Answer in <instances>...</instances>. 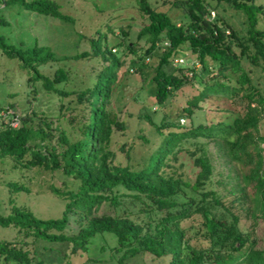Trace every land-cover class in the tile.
<instances>
[{
  "label": "trees",
  "instance_id": "1",
  "mask_svg": "<svg viewBox=\"0 0 264 264\" xmlns=\"http://www.w3.org/2000/svg\"><path fill=\"white\" fill-rule=\"evenodd\" d=\"M10 1L69 20L51 0ZM177 3L183 6L184 22L173 20L165 1L161 10L149 0H137L140 13L148 20L137 35L148 44L138 61L154 56L155 103L164 104L188 82L200 85L175 119L164 118L159 125L150 120L160 141L144 167L134 162L131 145L121 146L124 158L130 161L127 165L115 163V154L109 148L115 140L114 131L126 129L118 115L106 108L122 60L114 59L102 67L91 86L61 91L53 84L66 79L62 68L56 69L51 78L35 68L56 60L48 48L16 50L0 39L6 55L18 56L24 67L37 72L32 79H43L47 90L68 98L66 105L60 103L57 120L66 121L69 127L68 133L57 125L52 127L49 117L34 109L18 114L16 127L0 118V155L14 157L21 167H42L72 179L71 185L65 182L63 188H48L65 200L60 218H37L32 211L17 206L9 215H0V226H13L22 234L20 240H0V264H37L35 258L43 257L37 254V248L42 250L46 239L71 243L72 252L85 249L98 232L116 236L111 250L122 252L120 264L141 253L154 258L167 256V264H264V249L259 248L255 233L240 229L237 215L223 203L210 150L213 144L217 157L233 166L237 188L229 192L246 193L253 202L254 219H264V133L259 131L264 87L261 90L259 78L251 75L255 70L264 72V27L259 26L264 5L255 0H173L169 7H177ZM224 6L244 15L243 33L221 13ZM210 11L215 12L213 18ZM126 49L130 50V45ZM179 50H188L195 57L191 67L171 66ZM131 52L136 54L134 49ZM244 62L251 67L246 69ZM131 64L138 66L135 60ZM211 97L238 98L244 104L243 114L232 122L217 118L189 126L179 122L184 116L190 119L194 110L201 108L200 103ZM74 110L77 114L71 113ZM36 118L39 122L35 125ZM138 138L148 143L142 135ZM104 204L113 212L98 214ZM71 214L78 231L67 234ZM186 220L185 226L182 222Z\"/></svg>",
  "mask_w": 264,
  "mask_h": 264
},
{
  "label": "rangeland",
  "instance_id": "2",
  "mask_svg": "<svg viewBox=\"0 0 264 264\" xmlns=\"http://www.w3.org/2000/svg\"><path fill=\"white\" fill-rule=\"evenodd\" d=\"M51 1L57 4L59 12L67 15L69 20H61L51 15L28 10L19 2L0 0V39L16 50L30 52L35 47H43L44 50L48 48L56 60L37 65L35 68L38 73L49 78L53 76L56 69L62 68L66 73V79L53 84V88L61 91H75L91 86L95 82L96 73L102 67L114 59L122 60V65L117 72V81L111 87L106 108L118 115V119L125 123L126 129L122 132L114 131L113 139L115 140L109 148L115 154V163L127 165L130 161L124 158V150L121 146L122 143L131 145L134 162L139 163L141 167L147 166L153 148L160 141L154 124H161L164 118L167 121L175 119L186 105V101L198 93L200 85L188 82L173 92L164 104L155 103L153 96L157 88L153 80L154 56L148 57L149 61L147 57L143 62L138 61L148 44L145 43L144 38L138 40L137 35L148 20L140 13L137 0ZM163 1L173 20L184 22L185 14L180 3H177V7H169L173 0H149L152 6L161 10ZM255 2L264 5V0H255ZM224 7L221 13L227 17L235 29L243 33L245 31L244 15L228 6ZM259 26L264 27V18L261 19ZM127 45L136 50V54L131 52V49L127 50ZM161 51H157V55ZM82 53L84 55H80ZM76 55L77 57H74ZM176 55L180 63L172 64V67H191L194 64L195 57L190 51L186 50L183 53L179 50ZM133 60L138 62V66H132ZM22 63L18 56L6 55L0 45V107L8 106L11 111L19 115L34 109L38 114L48 116L52 127L57 125L68 133L69 127L66 121L57 120L60 103L66 105L68 98L58 95L53 89L47 90L43 85V79H32L31 76L37 72L24 67ZM244 66L246 69L251 67L247 62H244ZM251 75L253 79L259 78V86L262 90L264 72L255 70ZM200 107L194 110L190 119L184 116L183 121L179 122L187 126L205 123L216 118L224 122H232L236 116L243 114L244 110V104L238 98L232 101L211 97L201 102ZM71 113L77 114V111L74 110ZM78 118L79 115L77 120ZM35 120L36 125L39 118ZM164 131L167 132L168 129ZM259 131L261 134L264 133V107L261 110ZM52 133L57 134L56 131ZM137 135L145 137L148 143L145 144ZM55 140L54 137L52 142L54 143ZM210 150L214 153V178L217 181V189L223 194L224 205L237 215L239 228L253 231L259 241V248L264 249V219L257 221L254 219L253 202L246 193L239 195V192H236L237 194L229 192L236 184V180L232 178L233 166L217 157L213 144L210 145ZM233 164L236 163L233 162ZM65 182L71 185L72 179L60 172L42 167H21L14 157L0 155V215H9L12 207L17 206L32 211L37 218H60L65 207V200L54 195L48 188L51 185L63 188ZM15 186L25 189L18 190ZM236 195H239L238 199ZM112 212V209L104 204L98 214ZM227 216L230 219L228 213ZM182 224L186 226L187 220ZM77 231L78 224L71 214L66 233L74 234ZM21 235L13 226H0V240H20ZM27 240L31 242V238ZM115 244L116 236L108 232L96 233L85 249L80 248L75 252H72L71 243L67 245L66 242L46 239L41 246L42 250L37 248V254L43 257L37 256L35 261L39 260L41 264H120L119 258L122 252L117 253L111 250ZM168 261L167 256L154 258L150 254L141 253L126 259L123 264H167Z\"/></svg>",
  "mask_w": 264,
  "mask_h": 264
},
{
  "label": "built area",
  "instance_id": "3",
  "mask_svg": "<svg viewBox=\"0 0 264 264\" xmlns=\"http://www.w3.org/2000/svg\"><path fill=\"white\" fill-rule=\"evenodd\" d=\"M211 18L215 16L214 11H210ZM164 44H167V42H164ZM179 62V58L175 57L173 59V64L176 65ZM0 118H4L8 121V124L12 127H16L19 123V116L18 114H15L13 111H11L10 108L6 107L3 109H0ZM183 121V119H181Z\"/></svg>",
  "mask_w": 264,
  "mask_h": 264
},
{
  "label": "water",
  "instance_id": "4",
  "mask_svg": "<svg viewBox=\"0 0 264 264\" xmlns=\"http://www.w3.org/2000/svg\"><path fill=\"white\" fill-rule=\"evenodd\" d=\"M42 262L41 261H39L37 264H41Z\"/></svg>",
  "mask_w": 264,
  "mask_h": 264
}]
</instances>
